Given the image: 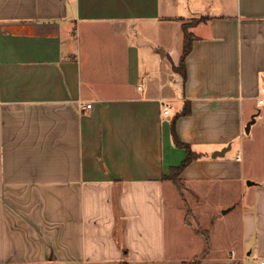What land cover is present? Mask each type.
<instances>
[{"label": "crops", "instance_id": "obj_1", "mask_svg": "<svg viewBox=\"0 0 264 264\" xmlns=\"http://www.w3.org/2000/svg\"><path fill=\"white\" fill-rule=\"evenodd\" d=\"M201 17L182 79L179 20ZM263 89L264 0H0V264L197 259L171 130L187 194L236 196L201 264H264Z\"/></svg>", "mask_w": 264, "mask_h": 264}, {"label": "rangeland", "instance_id": "obj_2", "mask_svg": "<svg viewBox=\"0 0 264 264\" xmlns=\"http://www.w3.org/2000/svg\"><path fill=\"white\" fill-rule=\"evenodd\" d=\"M205 20V18H193V19H188V20H182V24L185 26L189 27L191 29L192 26H194L196 23H201ZM189 29V30H190ZM148 41H145L143 38L140 40L141 44H144V46L148 45ZM146 48V47H145ZM146 52V51H145ZM245 133V132H244ZM247 184V183H246ZM173 186V185H172ZM176 190V189H175ZM170 192V191H169ZM169 195V202L171 195ZM176 199L173 200V206L177 208V210L181 211V214L183 215V224L184 226L191 230L192 229H201V230H215L214 235V242H213V251L215 254H221V252H224L226 249H229L228 244L230 243L227 238L222 237V229L225 224H228L231 228L235 226V213L229 211L228 215L223 214L226 210L228 209H222L219 208L220 205L224 203H228L230 198L235 199V193L232 192L230 195V198H223L220 196H217V194L211 195L208 198H195L191 197L189 194H187V191L182 192V196L176 191ZM175 202V203H174ZM171 203V202H170ZM199 205H202V208L206 214L201 217V219H198V217L193 214V212L197 211L196 207H199ZM171 209V208H170ZM169 214H171V210L169 211ZM227 215V216H226ZM218 218V222H214V218ZM190 224V227H187L185 225L186 222ZM171 221H169V227H171ZM173 225V224H172ZM236 230H231L230 233H235ZM224 233V232H223ZM171 234V230L169 228V235ZM196 247V245H190V246H185L183 247L182 251H191ZM203 248V247H202ZM235 264V263H233Z\"/></svg>", "mask_w": 264, "mask_h": 264}, {"label": "trees", "instance_id": "obj_3", "mask_svg": "<svg viewBox=\"0 0 264 264\" xmlns=\"http://www.w3.org/2000/svg\"><path fill=\"white\" fill-rule=\"evenodd\" d=\"M181 26V32H182V46H181V54H180V59H179V63L177 68H174L173 70L175 72H177L178 74L181 75L182 79L185 78V67H184V60L186 58V56L190 53L191 50V44L194 40L193 35L189 32L190 28L185 26L184 24H182V20H179ZM196 25H198V23H196L194 26H192L191 28L195 27ZM186 108V107H184ZM188 109H183V111L181 112V115L188 113ZM180 115V114H179ZM171 136L173 137L174 140V145L178 148H181L184 150L185 152V159L184 161L175 168H170L169 170V175L168 177H166L165 179L167 181H169L171 183V185H173V187L176 189V191L182 196V192L185 191L183 185L180 183V180L178 179V176L180 174V172L191 162L193 161L196 156H194L192 154V152L190 151V147L188 145H184L179 143L174 130H171ZM186 222V221H185ZM185 225L187 227H190V224H188L187 222L185 223ZM192 232L199 236L202 239L203 242V249H202V254L195 260L192 261H187V262H182L181 264H201V260L205 259L208 255L209 252V248H210V239H209V234L207 231L205 230H201V229H192ZM121 264H126V263H121Z\"/></svg>", "mask_w": 264, "mask_h": 264}, {"label": "water", "instance_id": "obj_4", "mask_svg": "<svg viewBox=\"0 0 264 264\" xmlns=\"http://www.w3.org/2000/svg\"><path fill=\"white\" fill-rule=\"evenodd\" d=\"M252 121H253V118L251 119V122L248 123V124L246 125L245 130H244L245 134H248V132H249V127H250V124L252 123ZM227 149H228V147L225 148V149H223V150H221L220 152L215 153V154L213 155V158L223 156L225 150H227ZM224 213H225V212H224Z\"/></svg>", "mask_w": 264, "mask_h": 264}, {"label": "built area", "instance_id": "obj_5", "mask_svg": "<svg viewBox=\"0 0 264 264\" xmlns=\"http://www.w3.org/2000/svg\"><path fill=\"white\" fill-rule=\"evenodd\" d=\"M260 94H261L262 98L258 100V104H262V102H263V98H264V89L261 90ZM89 108H90V105H85V106H82V105H81V106H80V109H89ZM163 113H164V114H167V109H164Z\"/></svg>", "mask_w": 264, "mask_h": 264}]
</instances>
